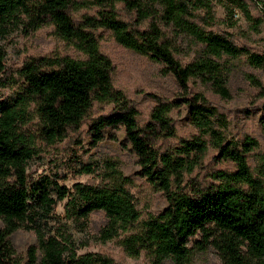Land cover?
Listing matches in <instances>:
<instances>
[{
  "label": "trees",
  "instance_id": "obj_1",
  "mask_svg": "<svg viewBox=\"0 0 264 264\" xmlns=\"http://www.w3.org/2000/svg\"><path fill=\"white\" fill-rule=\"evenodd\" d=\"M219 3L230 17L238 12L251 19L255 8L264 19V0H0V36L51 26L82 54L32 56L9 77L0 46V91L14 85L16 93L0 97V264H115L105 252H79L72 222L95 211L106 218L96 240L116 241L132 258L194 264V249L211 248L222 264H264V154L255 165L248 159L259 142L253 136L228 139L204 94L188 92L198 78L228 96L220 71L224 58L246 56L264 70V52H250L216 26ZM118 4L129 18L120 16ZM100 30L163 64L183 90L178 100L197 136L171 141L177 131L168 116L175 104L168 99L157 98L149 117L140 119L136 105L113 84L114 64L100 49ZM167 30L199 42L205 57L179 61ZM261 111L264 128V104ZM107 128H122L139 176L165 198L162 211L139 208L132 184L113 162L86 182H61L67 175L59 166L75 174L96 172L94 163L82 159L83 136L96 147ZM209 148L233 168H215L207 172L209 179L192 181ZM36 160L41 171L31 169ZM62 202L63 214L57 210ZM18 230L35 238L26 256L12 243ZM195 235L200 239L190 244Z\"/></svg>",
  "mask_w": 264,
  "mask_h": 264
},
{
  "label": "rangeland",
  "instance_id": "obj_2",
  "mask_svg": "<svg viewBox=\"0 0 264 264\" xmlns=\"http://www.w3.org/2000/svg\"><path fill=\"white\" fill-rule=\"evenodd\" d=\"M120 16L129 18L130 15L120 4ZM216 14L220 30L232 34L231 38L239 46H245L253 53L264 52V19L260 12L252 8V18L248 19L241 13L236 12L233 17L229 16L219 3L216 6ZM94 9L88 10L92 13ZM146 22L143 23L145 25ZM171 34V43L176 48V56L184 64L198 61L205 57L203 46L189 36H174ZM99 46L112 60L114 64L113 84L121 89L126 96L136 105L141 120H146L156 105L157 98L169 100L175 105L169 111L175 123L177 138L171 141L175 144L181 140L192 139L199 133L191 123V115L183 103H179L178 94L183 90L177 80L164 69L163 64L148 55L140 54L135 50L119 44L113 35L106 30H100ZM0 46L5 51L4 62L6 74L15 76V70L21 63L32 56L41 55H71L82 57V54L74 46L58 38L51 26H45L35 32L25 34L19 28L8 31L0 36ZM220 71L224 79V85L228 88L229 95L224 96L215 91L210 84L200 79H193L189 84V95L203 93L209 105L215 107L218 113L217 123L228 139L242 140L246 136H253L259 142V147L253 151L248 159L250 165L257 164V160L264 154V128L260 122L262 117L261 107L264 104V70L251 64L246 56L238 59L220 60ZM16 95L15 86L7 87L0 91V97ZM108 109V108H107ZM32 124L28 125L32 128ZM71 138L73 134L69 135ZM124 133L122 128L105 130L104 139L96 147H90L88 135L83 136V155L85 163L95 164L94 174H75L66 166L56 169L60 173L65 172L66 177L61 181L67 186L74 182H86L93 179L97 174H104L108 168L106 162H113L132 184V192L138 200L139 208L149 212H160L166 207V201L161 192L152 188L144 178L139 176V166L133 152L124 147ZM67 145V143H62ZM215 152L209 148L208 153L193 172L195 179H209L207 172L215 168H233L230 163L222 162L214 157ZM41 161L36 160L31 164V169H39ZM47 167L49 165H46ZM207 175V176H206ZM97 180V179H96ZM64 202L60 203L57 210L64 213ZM104 213L95 211L87 219H75L72 222V231L75 238L82 244L79 252L100 251L105 252L115 259V264H152L146 256L132 258L127 256L116 241L101 243L96 240L99 229L105 224ZM0 221V226H1ZM12 243L17 253L26 256L27 248L34 243L35 238L31 232L18 230L12 237ZM200 239L195 235L189 239L193 244ZM194 264H222L216 252L209 248L193 251ZM166 264H172L167 261Z\"/></svg>",
  "mask_w": 264,
  "mask_h": 264
}]
</instances>
